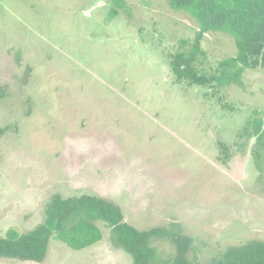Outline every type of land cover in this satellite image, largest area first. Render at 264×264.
Instances as JSON below:
<instances>
[{"label":"rangeland","instance_id":"1","mask_svg":"<svg viewBox=\"0 0 264 264\" xmlns=\"http://www.w3.org/2000/svg\"><path fill=\"white\" fill-rule=\"evenodd\" d=\"M198 31L169 0H0L1 237L35 229L55 194H88L138 230L179 224L200 264L264 241V153L258 163L255 139H240L264 119V68L243 88L178 81L171 61ZM202 47L207 76L238 54L225 33ZM98 225L103 240L87 249L52 240L43 263L0 264H133Z\"/></svg>","mask_w":264,"mask_h":264},{"label":"trees","instance_id":"2","mask_svg":"<svg viewBox=\"0 0 264 264\" xmlns=\"http://www.w3.org/2000/svg\"><path fill=\"white\" fill-rule=\"evenodd\" d=\"M169 1L174 11L189 14L199 26L194 39L183 40L182 49L171 61L172 72L178 81L188 82L191 86L214 84L219 88H243V77L248 70L264 68V0ZM118 14L114 6L109 19H115ZM210 33L232 36L238 54L222 61L216 74L207 76L198 72L196 64L206 56L202 42ZM5 96L6 90L0 86V101ZM6 133L7 129L0 126V139ZM240 139L248 144L255 139L253 156L261 162L264 119L248 121ZM226 157L229 158L228 153ZM98 223L105 224L110 230L112 246L129 254L133 264H200L193 239L183 234L179 224L170 228L138 230L125 221L116 202L88 194L69 198L53 195L46 205L43 222L35 229L23 234L8 230L4 237L0 236V259L43 263L52 240L76 251L87 249L103 240ZM158 241L172 243L176 253L162 252L155 244ZM207 264H264V241L229 247L218 259Z\"/></svg>","mask_w":264,"mask_h":264}]
</instances>
